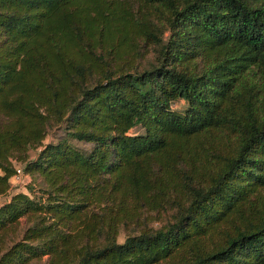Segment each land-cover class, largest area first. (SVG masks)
I'll return each instance as SVG.
<instances>
[{"label":"trees","instance_id":"trees-1","mask_svg":"<svg viewBox=\"0 0 264 264\" xmlns=\"http://www.w3.org/2000/svg\"><path fill=\"white\" fill-rule=\"evenodd\" d=\"M0 195V264H264V0H0Z\"/></svg>","mask_w":264,"mask_h":264},{"label":"rangeland","instance_id":"rangeland-1","mask_svg":"<svg viewBox=\"0 0 264 264\" xmlns=\"http://www.w3.org/2000/svg\"><path fill=\"white\" fill-rule=\"evenodd\" d=\"M182 106H184V105L182 103H179V104L175 105L174 108H178L179 109ZM138 131H140V130H134L133 133L134 132H138ZM61 135H62V131H60V130L51 132V134L49 135V137H48V139L46 141V144L47 143H57V141H58V139H60ZM74 145L77 146V147L86 149V150L91 148V145H86V144H83V143H80V142H74ZM32 155L36 158V153H33ZM31 182H32V178L29 177V178L24 180V183H23V185H21V187L22 186L24 187L25 185L27 186V185L31 184ZM23 187L21 188V191L25 192L26 190ZM124 240H125V235L122 234L120 236V238H119V242L123 243Z\"/></svg>","mask_w":264,"mask_h":264},{"label":"built area","instance_id":"built-area-1","mask_svg":"<svg viewBox=\"0 0 264 264\" xmlns=\"http://www.w3.org/2000/svg\"><path fill=\"white\" fill-rule=\"evenodd\" d=\"M27 178H29V176L25 174L23 166H17L16 173L11 180V191H18L21 188V185H23L24 180ZM7 199V196L0 195V208L7 201Z\"/></svg>","mask_w":264,"mask_h":264}]
</instances>
